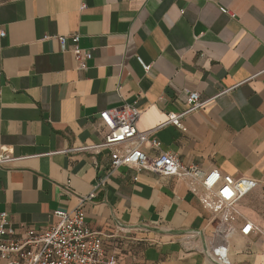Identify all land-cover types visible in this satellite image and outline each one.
<instances>
[{"label": "crops", "instance_id": "crops-1", "mask_svg": "<svg viewBox=\"0 0 264 264\" xmlns=\"http://www.w3.org/2000/svg\"><path fill=\"white\" fill-rule=\"evenodd\" d=\"M0 32V155L13 158L0 165V215L12 239L46 231L56 211L95 194L86 224L117 264H214L202 250L217 222L188 181L110 171L111 149H92L107 135L101 112L133 107L149 131L185 112L193 92L206 105L184 130L155 134L161 151L258 181L239 209L264 230V0H0ZM72 35L92 55L86 69L71 38L61 45ZM244 223L233 225L230 259L264 264V237L243 236Z\"/></svg>", "mask_w": 264, "mask_h": 264}, {"label": "built area", "instance_id": "built-area-1", "mask_svg": "<svg viewBox=\"0 0 264 264\" xmlns=\"http://www.w3.org/2000/svg\"><path fill=\"white\" fill-rule=\"evenodd\" d=\"M5 33L0 32V37ZM75 46V55L83 69L87 68L90 53H81L77 48L79 35L60 37L65 49L68 39ZM47 39V38H46ZM146 70L150 67L143 65ZM206 105L199 93L189 94L188 109L181 114H170L167 121L152 130L141 131L138 123L142 113L133 107H122L100 113L103 127L107 130L105 142L92 149H111L110 171L122 167H134L138 172L150 171L164 176L177 177L189 183L190 191L199 196L204 208L210 211L217 222V228L210 244L202 250L214 264H233L229 255V238L234 232V223L245 220L240 232L247 237L252 234L264 237V230L249 222L241 213L239 203L258 187V181L248 177L234 178L213 170L204 173L197 167H187L173 153L162 152L161 142L155 134L167 125L184 130L182 120ZM146 143L160 151L156 157H149L143 150ZM13 161L9 155H0V165ZM111 173V172H110ZM135 181L137 178L134 179ZM106 179L98 181L96 189L104 186ZM200 190L203 191L200 194ZM91 194L81 200L78 209L66 212L56 211L59 222L46 231H25V240L12 239L15 230L7 221V214L0 215V264H117L114 255H106L100 233L92 231L86 224L84 205L94 198ZM200 236L192 232L190 237ZM8 238V239H7Z\"/></svg>", "mask_w": 264, "mask_h": 264}]
</instances>
